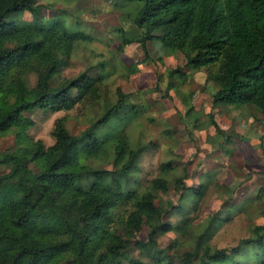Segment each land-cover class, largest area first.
I'll use <instances>...</instances> for the list:
<instances>
[{
	"label": "trees",
	"instance_id": "1",
	"mask_svg": "<svg viewBox=\"0 0 264 264\" xmlns=\"http://www.w3.org/2000/svg\"><path fill=\"white\" fill-rule=\"evenodd\" d=\"M36 1L0 0V137L15 133L17 140L13 150L0 152V168H8L0 173V264H149L127 255L131 240L152 264H173L167 255L171 245L159 250L158 239L169 232L189 233L194 218L190 210L197 209V220L209 183L187 185L186 169L170 160L159 165L158 177L140 188L134 176L152 144L129 141L125 128L140 110L126 102L128 95L117 89L116 102L78 135L68 131L64 118L55 120L54 144L48 148L27 138L33 122L24 113L69 112L82 102H97L102 83L101 77L86 72L54 83L69 66L75 44L92 38L68 31L58 19L41 24ZM127 1L142 3L131 19L142 35L132 39L120 30L121 52L137 43L148 57L147 45L157 41L167 57L181 54L185 67L203 72L206 84L216 86L213 105L251 106L264 118V0ZM26 12L32 21L7 20ZM29 72L37 73L33 88L24 81ZM167 77L164 96L175 92L184 117L190 116L193 94H180L187 80L183 68L169 69ZM114 117L120 128L103 132ZM90 160L112 169L91 167ZM220 188L228 205L198 225L201 232L178 264H238L246 251L264 253V225L254 226L249 238L229 250L210 245L218 228L250 203L257 202L255 209L264 217V207H259L262 190L253 199L233 203V193ZM171 189L178 193L177 204L156 205L159 193ZM124 206L130 210L121 215ZM175 215L183 218L181 224L171 222ZM144 228L146 241H140L137 234Z\"/></svg>",
	"mask_w": 264,
	"mask_h": 264
},
{
	"label": "rangeland",
	"instance_id": "2",
	"mask_svg": "<svg viewBox=\"0 0 264 264\" xmlns=\"http://www.w3.org/2000/svg\"><path fill=\"white\" fill-rule=\"evenodd\" d=\"M36 2L41 7L39 14L41 24L49 26L55 19H58L68 31L82 32L92 38L91 41H79L75 44L69 66L60 70L54 83L57 84L61 80L74 78L81 72H86L90 76L101 77L102 83L100 85L101 97L97 102H82L69 112L53 114L35 110L24 113V116L33 122V125L26 132L29 140L41 141L45 148L53 145L54 139L51 133L55 120L59 118L65 119L66 128L72 135H78L103 114L105 107L116 102L117 89H120L129 96L126 102L135 104L136 108L140 110V114L125 128L131 145L152 144L150 149L142 155L139 162L140 168L134 176L138 179L140 188H145L152 179L158 177L160 174L159 165L170 160H174L180 169H186L187 184L190 186H194L193 183L199 177L198 169L202 170L204 166H208L210 160H215L216 162L213 163L216 166L225 162V165L229 167L230 172L224 170L221 175L224 177L226 185L233 181L234 164H236V168L238 165L240 169L234 175L246 177L244 183H246L247 188L252 189L254 186H260L264 183L263 173L259 171L252 174L247 173L252 168V164L247 159L244 158L243 162L240 156H237L234 161L227 157L215 156L213 158L211 157L213 153H209V148L200 149L205 135L197 137L195 134L197 129L194 128L192 122H195L197 114L193 112L194 114L184 117L182 109H178V95L175 92H170L168 96H164L169 80L167 71L174 67L185 68V61L182 60L181 54H177L175 58L167 59L166 50L157 41L147 45L148 57L145 56L137 43L126 46L122 52L119 50L121 45L120 30L124 32L126 37L132 39L142 35V31L131 22V19L138 14L142 6L141 2H129L127 0H37ZM7 20H15L18 23L20 21L30 22L32 17L26 12L21 16L9 17ZM135 69L136 73H134ZM36 79V72H29L24 76L28 88L34 87ZM181 89L187 93L192 89H195L194 92H196L197 86L192 80V82L183 83ZM199 104L200 102L197 101V107L200 106ZM204 107L206 108V105ZM220 107L224 112L230 113L240 109L234 106ZM242 107L245 108V106ZM205 108L201 109L202 113L205 112ZM200 120L204 126L209 123L204 115ZM119 128L120 120L114 117L102 131L112 134ZM167 131H170L171 134H168ZM255 131L258 130L255 129ZM190 132L193 138H191ZM227 136L229 137L227 138ZM225 137L230 141L226 145H222L226 139L223 136L220 137L222 143L219 148H222V152L237 148L238 144L241 143L237 141L239 138L233 134H226ZM16 143L15 133L0 137V152L13 150ZM256 149L259 148H249V155L255 156L254 151ZM205 153L207 154L205 155ZM242 153L245 155V152ZM256 159H259L258 163L262 160L260 156H257ZM88 164L91 167L112 169L110 165L97 160H90ZM260 166H257V170L262 169ZM31 168L35 170L33 165ZM7 172L8 168H0L1 174ZM194 178L196 179L194 180ZM168 179L172 181L173 175H168ZM226 191L234 194L230 187ZM243 193L237 192L236 195L241 197ZM222 194L224 192L221 189L211 185L206 198L199 205L197 220H195L197 209L190 210L191 217L194 218L189 233L183 235L179 232H169L158 239L159 250L166 249L171 245L167 255L171 256L173 264H178L182 254L193 247L196 235L201 232L198 225L203 223L207 217L220 213L228 205L223 201ZM159 201H171L175 205L178 202V193L172 189L166 195L159 193V200L155 204L158 205ZM259 207H261L260 204ZM253 209L245 215L236 214L229 222L222 224L212 237L210 245L215 249L229 250L237 246L243 239L249 238L250 232L256 224H264V218H257L254 215L257 214V211ZM126 210H130V207L124 206L118 212L122 215ZM182 219V217L175 215L171 218V222L181 224ZM146 235L147 229L144 228L137 234V239L146 241ZM126 252L132 258L152 264L148 258L140 254L134 245V240H131ZM237 262L238 264H262L264 253H259L256 256L255 253L246 251L239 256Z\"/></svg>",
	"mask_w": 264,
	"mask_h": 264
},
{
	"label": "crops",
	"instance_id": "3",
	"mask_svg": "<svg viewBox=\"0 0 264 264\" xmlns=\"http://www.w3.org/2000/svg\"><path fill=\"white\" fill-rule=\"evenodd\" d=\"M175 57L176 55L166 57V58L169 59V58H175ZM182 60H184V58H182ZM183 72L187 76V80L185 82L189 83V82H192L193 80V82L197 86L196 92H194L195 89H192L189 91L190 93L193 94L191 98V104L194 108V113L197 114L195 122H192V121L190 122L194 123L193 125L197 129L196 130L197 132L195 133L197 134V137L205 135L203 144L201 142L200 149L209 148V153H213V156H211L213 158L215 156L216 157H227L230 160L233 159L234 161V159L237 156H240L242 157L243 162L245 158L252 164V168L249 170L250 172L247 171V173L252 174L254 172L259 171L263 173L262 178L264 181V143H262L264 142V136H263L264 133H262L264 131V126H263L264 118L262 114L256 111V109L251 106H245V108H243L242 106L238 107L240 108L239 111H235L231 113L224 112L220 107L224 105H213L212 104V95L216 92L217 88L212 83L206 84V75L203 72L194 73L187 67L183 68ZM180 94L184 95V94H187V92L181 89L180 87ZM197 101L200 102L199 104L200 106L198 107H197ZM177 103H178V109L180 108V110L182 109V111L184 112V107L182 106L179 98H178ZM205 105H206V108L204 107ZM202 108L206 109L204 113L201 112ZM203 115L206 116L207 119L209 120V123L206 126H204L200 120V118ZM209 115L213 118L214 122L219 127L220 132H217L216 129L212 126L211 121L209 119ZM255 129H257L258 131H255ZM226 134H233V136H236L239 138L237 141H240L241 143L238 144L237 148L235 147L234 149H231L229 151L225 150V152H222L223 151L222 148H219V145L222 143V141H220V137L223 136L224 139H226L225 137ZM228 137L229 136H227V138ZM229 141L230 139L228 140L226 139V141H224L222 145L223 144L226 145V143H228ZM253 147L259 148V149H256L254 151L255 156L253 155L250 156L248 150L249 148H253ZM242 152H245V155H243ZM206 154L207 153H205V155ZM257 156H260V158L262 159L260 163H258L259 159H256ZM214 161L215 160H210L208 166H204L202 170L198 169L199 177L197 179L194 178V180L196 179V181L193 183L194 186L197 185L199 181H207L209 183V187L213 185L218 189H221L220 187H222L225 190L230 187L234 191L233 203L241 202L242 199L245 197H249L253 199L257 195L259 190H262L263 197L260 203L261 205L260 208L264 207L263 206L264 205V183L260 186L256 185L252 189H250L249 187L247 188L246 183H244V181L246 180L244 178L246 177H239L238 175H234L238 173V170H240L239 166L237 165V168H236V164H234L233 181L232 183L226 185L224 177H221V175L224 170L229 171L228 169L229 167L225 165V162L221 163L222 165L216 166V164L213 163ZM211 165H213L212 166L213 168H211ZM257 166H260L262 169L257 170ZM186 184H187V180H186ZM237 192H244V193L243 195H241V197H238L236 195ZM256 204L257 202L250 203L249 204L250 207L247 208L246 211L243 212L242 214L244 215L245 213L248 214V212L251 211L252 208H254L253 210H256L255 209ZM236 214H240V213H235V215ZM254 215H256L257 218H264L261 215L260 210H257V214H254ZM255 226H261V225L256 224Z\"/></svg>",
	"mask_w": 264,
	"mask_h": 264
}]
</instances>
